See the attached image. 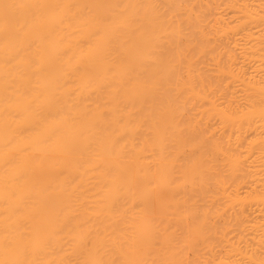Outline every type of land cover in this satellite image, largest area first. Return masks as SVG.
Here are the masks:
<instances>
[{
  "label": "bare ground",
  "instance_id": "6f19581e",
  "mask_svg": "<svg viewBox=\"0 0 264 264\" xmlns=\"http://www.w3.org/2000/svg\"><path fill=\"white\" fill-rule=\"evenodd\" d=\"M203 1L0 0V264H191L208 215L190 204L208 179L206 139L230 149L215 154L231 177L213 180L230 242L264 238V22L254 33L238 20L248 29L235 25L238 54L219 70L248 91L240 122L259 124L209 139L211 117H235L207 99Z\"/></svg>",
  "mask_w": 264,
  "mask_h": 264
},
{
  "label": "rangeland",
  "instance_id": "374dc122",
  "mask_svg": "<svg viewBox=\"0 0 264 264\" xmlns=\"http://www.w3.org/2000/svg\"><path fill=\"white\" fill-rule=\"evenodd\" d=\"M214 2H216V3H213V1H211V0H205V2H204L205 3L204 5H208V7L210 6L209 8L204 6L205 7V10H204L205 11L204 12V18H205L204 19V23H205L204 24V27H205V31L204 32L205 33L204 34L206 35V38H207V40L205 41L206 46L208 45L207 49L205 47V52L206 53H205V58H204L205 59L204 71L206 73L205 75H206V78H207L206 80L208 81V84H209L210 81L212 83V86L210 88H207V90H206L207 99L208 100H211V99L216 100L217 104H219L220 111H222L224 114L232 113L233 117H235V118H234V121H229L228 123H226V122L221 121V116L219 114L215 115L214 117H211L210 120H209V121L212 122V123L209 122L211 127H208V128L206 127V129L204 128L205 130L203 129V134H202V130L199 131V132H201L202 135L206 134L205 136H207L209 139H210V135L213 134V132H214L213 130H214L215 127H255V126H258L257 124H259L258 122H256V120H252L250 124H247L245 122H240V120H239L240 119V115L242 114V112H246V110L248 109L249 101H248L247 95H246V94H248V91L244 90L243 87L241 86V84L239 82H237L235 79H233L230 76L229 73L226 72V74L223 75V73L219 72V70H221V68L224 67V66H229L230 65L229 62H231L232 57L235 56V54H238L239 50H235L233 39H234V34L235 33H237V34L239 33V35H241L240 34L241 30H239V29L237 30L236 27L240 28L241 25L243 26L244 23H246L247 21L252 20V21L249 22V23H251L250 25H253L251 28L249 27L250 30H251L254 26H256V23L259 24V23H263L264 22V0H218V2L215 0ZM215 9H216L217 12L218 11L219 12L218 13L214 12ZM206 11H207V13H206ZM212 14H215L217 16L214 17V16H212ZM218 14L221 15L222 19L219 16V18L221 20L218 19ZM245 15H248V17L250 19L249 18H248L249 20L245 19V18H247V16H245ZM244 16H245V18H243ZM251 16H252V18H251ZM238 17H240V18H238ZM256 18H257L258 22H257ZM234 19H235L236 22L234 21ZM240 19L241 20L244 19V20H247V21L246 22L245 21L242 22L243 24L239 23V25L238 24L236 25V23ZM259 20H261V21H259ZM252 23H255V24H252ZM235 25H236V27H235ZM246 25H244L243 27H245V28L247 27V29H248V26H246ZM260 25H262V24H259V26ZM232 26H234L235 28H232ZM257 26L255 27L256 29L258 28L257 31H259L260 33L261 32L264 33V31H262V29L264 30V24L262 26H260V27H257ZM255 28H253L251 31L252 32L254 31V33H257L255 31L256 30ZM241 29L245 33L249 31L247 29H246L247 31L243 30L244 28H242V27H241ZM233 30H236L238 32H235ZM233 32H235V33H233ZM259 32H258V36L256 34V38H254L255 36L252 35V37L254 36L253 38H251L252 39L251 41H253V42H251L250 39H248L250 44L251 43L253 44L255 42L253 39H256V41L258 42V40L261 39V37H262V39H261L262 41L259 40V44L261 42L263 43L264 35H263V33H261L260 34L261 37H260L259 36ZM257 37H260V38H257ZM255 44L256 43H254L253 45H255ZM211 47H213V49ZM212 58H214V60ZM231 69H232V66H231ZM233 70L235 71L234 66H233ZM212 127H214V128H212ZM204 131H205V133H204ZM210 133H212V134H210ZM251 138H249L244 143L243 147L240 149L241 155H246L247 153L251 152L252 150H255L256 144L253 143V141H252L254 138H252V139ZM205 139H206V137H205ZM209 141H210V144H209ZM209 141H207V139H206L205 142H204V146L206 145L204 147V149L207 151L205 153H207V154L209 153L208 154L209 156L206 157L205 160H204V162H205L204 164H205V166H206V168L208 170V172L205 173V176L208 178V179H206L207 180L206 184H207V182H208V184H207V186H205L206 184L201 186L202 189L199 188L200 190H202L201 192H203V195H205V197H202L204 199L201 198L202 199L201 200L200 197H198V194H199V196H201L200 195L201 193L198 192L199 189H198V191L196 190L197 192H195V188H193L194 186L192 185V187L190 188L191 189L190 190V198H191L190 199V204L192 206L191 208H194V207L196 208V206H197V208L199 207L198 211L200 210L199 211L200 215L204 211V213L205 212L208 213V215L212 216V218L210 216L208 217V215H206V224L204 226L205 227L204 228V230H205L204 231L205 232L204 233V241L200 242V246H199V249H200L199 250V255H200V257H198V258L196 257V255H194L195 251L193 249L194 248V246H193L194 244L193 243H195L194 242L195 240L193 239L194 230L192 231V229L194 228L193 227L194 226L193 222H195V221L190 222V227H191L190 228V232L192 231L191 235H193V236H191L192 239L190 237V244H192L191 246H192V249H193V250L192 249L190 250V252H193V253L190 254V258H191L190 259V263L191 264H194V263L195 264H247L248 263L249 264V262L251 261L250 260L251 258H249V256H251V255H249V253H247V252L252 251L253 253H255L254 250L257 248L256 246H258V245H253L254 240L256 238V241H259V238H263V237L257 235V237L252 239L253 241H251V239H246V240H250L249 242L246 241V243L244 241V244L249 245V248H252V246H253L254 249L253 250L251 249L250 251H249V248H248L247 245H244L243 243H241V245L240 244L238 245V243H236V242L234 243L233 240H235V239H233L232 242H230L231 240H229V239L233 238L232 237V233H231L232 224L229 222V219H230L229 216H230L232 210H231L230 207H224L222 204L218 205V203H217L218 201L216 200V198H213V196L216 197L215 193H216V189H217L216 187L217 186H216V184L214 185V181L217 180V177L220 178L222 176V178H220V180L224 179V175H225L226 179L228 178V180L231 177V176L230 177H226V176H229V173H228V169L229 168H228V162L225 161L226 160V156H223L224 153L227 154L226 150L229 149V148L227 146H226L227 148H225L222 142H221V146L219 147L218 144L220 142L215 141V145H216V142H218L217 143L218 148H217L215 145H213L211 143L212 142L211 140H209ZM211 145L213 147L215 146L218 149V152H217V149H215V147L211 149V147H212ZM221 147L225 149L223 152H221L223 154H221V155L217 154L216 155L215 153H220V151H222ZM209 150H210V152H212V155L209 152ZM213 150H214V152H213ZM228 152H230V149L228 150ZM192 154L193 153H191L190 156ZM213 154H215L216 156L219 157L218 160H215V159H217V157L214 156ZM193 156H194V154L191 156L192 158L190 159V162H191L192 159H194ZM222 158H224L223 161L221 160ZM193 162H191V164ZM219 173H221V174L222 173H227V174L221 175ZM210 174H211V176H208ZM218 174L220 175V177H219ZM256 177H258L260 179V180L258 179L260 181L259 184L264 182V172L258 174ZM214 178H215V180H214ZM210 180L213 183L212 182L210 183ZM258 180H256V182H258ZM227 183L230 184L229 181H227ZM223 184L226 185L225 182L222 183V185ZM228 186H230V185H228ZM259 186L262 187L263 185H259ZM261 187L260 188L257 187L258 188V192H259V189H262ZM203 188H204L205 191L203 190ZM226 188H228V187H226ZM260 191H261L260 193H262V192L264 193L263 190H260ZM194 194L197 195L198 200H197L196 203H191V202H195L194 200H196V196ZM258 195H259V193H258ZM206 196L209 199L206 198ZM211 196H212V199H211ZM262 196L263 195H261V197ZM259 197H260V195H259ZM262 198L261 199L264 200V196ZM262 200H260V202ZM203 202H204V204H203ZM209 203H211V204H209ZM195 204H196V206H195ZM209 207H210V209H209ZM205 209H206V211H205ZM213 210H214V212H213ZM211 212H212V214H211ZM215 212H217L220 215L216 216ZM192 213L193 212L191 210V218H192V220H194L193 219L194 215ZM202 215L200 217H202ZM227 217H228V220H227ZM208 221H209V223H208ZM221 231H224L226 233L222 234ZM221 234L222 235H226L227 234L226 235L227 237L225 236L224 238L227 239V241L229 240L228 242L233 243V244L232 245H227L228 243L225 244L226 241H223L224 238L222 239V235ZM215 235H217V236L215 237ZM254 236H256V235L254 234ZM248 237L253 238V236H248ZM221 241H222V243H221ZM261 241L262 240H260V242ZM263 241H262L261 244L264 247ZM223 243L225 244L224 247H222ZM248 243H250V244H248ZM251 243H252V245H251ZM207 244H209V245L212 244L213 245V246L210 245V246H212V249H211L212 251L207 249L209 247V246H207ZM236 244H237L238 247L236 246ZM258 247H259V249L261 248L260 244H259ZM238 248H240L241 250L238 249ZM227 249H228V251H227ZM229 249L231 251H229ZM238 251H240V252H238ZM256 253H257V251H256ZM256 253H255V256H253V255L252 256L253 257H257L256 258L257 260H254V258L252 256L251 257L253 258L252 260H254L256 264L257 263L259 264L258 258L261 257V258H263L262 260H264V254H263L264 253V248L263 249L261 248V252L260 253H257V254ZM259 255H262V256H259ZM193 257H195V258H193ZM262 262L264 264V261H262ZM262 262H261V264H262ZM251 264H254V263H251Z\"/></svg>",
  "mask_w": 264,
  "mask_h": 264
}]
</instances>
